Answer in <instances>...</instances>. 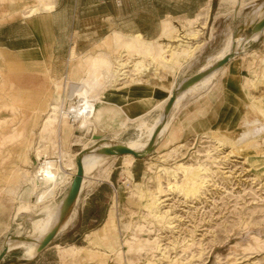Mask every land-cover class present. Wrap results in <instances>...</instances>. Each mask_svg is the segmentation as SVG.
Masks as SVG:
<instances>
[{"label":"rangeland","instance_id":"rangeland-1","mask_svg":"<svg viewBox=\"0 0 264 264\" xmlns=\"http://www.w3.org/2000/svg\"><path fill=\"white\" fill-rule=\"evenodd\" d=\"M57 3L0 0V24L18 20L28 24L6 29L5 40L17 34L20 41L4 42L29 48L11 52L0 47L1 255L10 238L36 240L30 236L34 221L43 217V205H34L23 192L31 185L32 168L39 163L37 155L47 153L48 159L60 165V153H66L72 162L87 143L94 148L100 142L97 139L113 138L106 135L110 129L101 127L100 121L98 129L105 135L96 133L93 114V132L86 135L78 129L79 124L66 118L70 105L80 101L76 95L69 98L71 85H81L90 71L102 74L105 84L100 94L106 96L115 88L119 73L118 77L127 78L124 88L130 94L146 87L154 99L163 90L158 86L162 79L168 86L178 71L185 72V62L196 54L186 58L190 50L186 47L193 45L188 42L201 37L194 28L208 19L205 6L193 16L206 0H63L56 24L65 43L62 39L53 54L50 17ZM253 10L249 4L222 17L218 24L239 27ZM182 13L191 19L175 21L185 22L190 29L180 31L178 23L165 15ZM143 32L157 36L158 41L147 44ZM260 38L250 47L259 51L252 57L250 75L238 69L233 80L216 86L186 112L176 135L173 130L167 141V136L156 141L150 155L137 159L140 176L131 178L125 167L120 168L121 161H107L92 176L94 180H87L83 193L92 197L84 207L76 204L71 211H75V220L60 233L65 235L78 224L77 236L68 235L56 243L65 248H53L35 261H25L23 250H10L0 264H264V151L257 158L250 148L264 143V35ZM245 76L249 77L246 94L241 88ZM138 108L143 111L142 103L135 99L128 113L137 115L134 111ZM161 115L164 112L158 109L143 120L153 124ZM245 115L246 121L240 123ZM141 121L122 130V146L137 138ZM248 134L256 139L249 141ZM111 170L115 185H121L117 194L114 188L96 183L106 180ZM65 172L67 177L55 191V205L63 203L75 178L72 168ZM186 175L195 177L194 187ZM79 207L85 218L95 215L97 221L80 220ZM110 209L111 220L105 225L109 231L101 234L106 237L104 243L82 241L83 234L103 227ZM76 240L77 247L72 246Z\"/></svg>","mask_w":264,"mask_h":264},{"label":"crops","instance_id":"crops-1","mask_svg":"<svg viewBox=\"0 0 264 264\" xmlns=\"http://www.w3.org/2000/svg\"><path fill=\"white\" fill-rule=\"evenodd\" d=\"M57 1H58L57 6H55V10L51 13V17H50L51 18V25H50V27H51V38H50L49 42L51 44L52 43L54 44L53 54H55L58 51V46L60 45V43L62 42V39H63L62 35H60V32L58 31V26L56 24V16L59 15L60 9L63 7L64 3H63V0H57ZM243 1L244 0H206L205 5L199 7L198 10L194 13L193 16L195 17L199 12H202L205 7H206V10L208 13V19L206 20V22L203 21L201 24L197 25L194 28V30H195L194 32H196V31L200 32L201 37H198L196 39V41L193 43H191V41H189L188 44H190V45L193 44V45L186 47L189 49L190 48H196L197 45L199 44L200 49L198 48V50H196V52L191 53L186 57V58L193 57V55L196 53L192 59H189V60H187V62H185V63H188L185 65V67L183 66L186 69V70L184 69L185 72H183V73H180V71L177 72L175 81H173L175 84L178 85L182 81H184L185 79L187 80L188 78H191V77L199 74L201 72L202 66L207 62V60H209V58H216L218 56V54H220L223 51L224 46H225L226 41H227V38L229 37L230 34H233L235 36V37L234 36L233 37L236 40L237 50L240 52V55L231 59L227 64H225L223 67L218 69L216 71V73L214 72L211 75V76H213V80H212L213 82L208 87L201 88L202 83L204 82V81H201L199 84H197V86L195 85L196 87L194 86V87L190 88L186 92L185 96L183 94L184 98L181 100L180 104L177 102L176 105H173L174 108L172 107L173 110L172 109L170 110V112L172 111V113H171L170 118L168 120V123H170V126H169L170 128H169V131L163 136V137L167 136L166 141L168 139V136L170 135V133H172L173 130H174L173 133L175 132V135H176L177 131L180 129V127H179L180 120L185 115V113L188 112L190 109L194 108V106H197L199 103L204 101L207 98V95L216 86H219V87L224 86V83H223L224 81L233 80V78L235 77L234 75L238 69H244L245 71H248L249 75H250V71H251L252 65H253L252 57L254 54L259 53V51L257 49H250V47H251V45L258 42L260 36H261L260 39H262V37L264 35V28L258 32H253L252 28L248 27L252 23V22L251 23L249 22V16L251 13H254V12L257 14V17H259L261 14H263L264 13V1L258 3L259 0H257V1L249 0L247 3H242ZM249 4L253 5L254 10L249 14V16L247 18H245V19L243 18V21L239 27H234L233 29L231 27H223L222 28L221 27L222 24L221 23L218 24V20L222 19V17L224 19V17H227L229 15H233L236 11L240 12V11H242L243 8L245 9V7ZM226 8H229L230 10H226ZM168 16H171L174 19V22H176V23H178L177 21H175V19H177V18H180L181 20H183L182 19L183 17L191 19V18H189V16L186 13H182L180 15L167 14V15H165V18H167ZM234 16L236 17L235 19H239V18H237L238 17L237 14ZM163 19H160L159 22L161 23V21ZM19 23L21 25H24V23L26 24L27 22H23V20H18V21H14V22L5 23V24H0V47H5V48L9 49L11 52H23V51H26L29 49V48H24V47L23 48L11 47V44H7V43H11L12 41H14V42L18 41L19 42L20 40L18 39L17 34H15L14 36H10L7 40L4 39L5 35H3V32H5V30L8 28H12V27L18 25ZM185 24H186L185 22H183V24L178 23L177 28L180 31H183L182 30L183 27L186 28L187 30L190 29L188 27H185L186 26ZM26 25L28 26V24H26ZM69 28H70V26H69ZM160 32H161V25H160L159 31L157 33V36L160 34ZM141 34H143L148 39L147 44H149V45H152V43L156 42V40L158 41V39H156L157 36L156 37L155 36L154 37H148L145 32H143ZM217 34H218V36H216ZM203 37L205 40H203ZM63 40L65 43V39H63ZM4 41L7 43H5ZM163 41H165V40H163ZM228 54H229V52L226 54V56ZM217 62H218V60L217 61L214 60L213 64H216ZM183 67L180 69L182 70ZM187 71L189 73L186 75ZM118 75H119V73L116 75L115 85L113 86L115 88L112 89L110 92H108L106 94V96H102L103 95L102 93L100 94V96H98L99 98H97V101L95 103L96 106H94L93 117L95 120V131L100 133V134H103V136L105 135V133L103 131H100L98 129L97 121H100L101 127L105 128V129H108V128L110 129V132L107 133L106 135L111 134L113 136V138H111L109 140L114 141V142L117 140V141H119V143H117V144H120L121 143L120 139L122 136L121 132H122V130L127 129L130 124L137 123L141 119L143 120L150 113H153V112L157 111L158 109H162V111L164 112V110L168 104L166 101V97L168 95V87L171 85L172 82L169 83L168 86H166V88H163V90L158 94V96L153 99V97H151V95L149 94L146 87L145 88H138L143 92H134L133 91V93L130 94V92L124 88V85L126 84V82H128V80L126 82H119L118 81ZM248 78L249 77L245 76V77H243V79L241 81V88L245 92V94L247 93L246 79H248ZM243 82H245V83H243ZM91 88L92 87L88 88V86H85L84 90L89 92L91 90ZM96 89H97V87H95V90ZM102 90L100 92H102ZM135 99L139 100L143 106V111H141L140 108H138L136 111H134V112L139 113L137 115L134 113H128L129 112L128 109H130L132 104L135 103ZM161 101L163 102L161 105V108H155L154 109L153 108L154 105L160 103ZM177 108H180V109H178L179 111L177 110ZM131 111L133 112V110H131ZM139 111H141V112H139ZM131 116H135V117H131ZM246 119H247V115H245V116H243V118L239 119V122L240 123L244 122V120L246 121ZM121 124L122 125L125 124L126 128L122 127ZM96 136H98V134L95 135V138H96ZM161 138L162 137L159 136L157 141H159ZM172 138H174V136ZM98 140L99 139H97L96 141H98ZM106 140H108V139H106ZM129 142H127L126 147H128L127 145ZM157 144H158V142H157ZM120 145H125V144L122 143ZM156 151H157V148H156ZM131 157L132 156H125V155L120 156V157H108L107 161H109V162L110 161L111 162L121 161L122 167H120V168L124 169V167H125V170H126L125 172L127 174L131 175V178H134L136 176H140L142 174L141 173L142 171L137 170V167L135 166V165H137V163H138L137 161H139V160H136L135 158H131ZM106 164H107V162H106ZM113 175H114L113 170H111L110 175L106 180H97L96 183H97L98 187L109 186L110 188H114L115 192L117 194L118 193L117 187H121V185L118 184V182H117V186L115 185ZM122 185H124V184H122ZM83 189L84 188H82V191H81L80 196L78 198V202L81 203L82 207H84L87 204V201L89 200V198L92 197V194L84 195ZM68 191H69V189H68ZM68 191H67V193H68ZM67 193H66V195H67ZM66 195H65V197H66ZM115 197L117 198V196H115ZM82 207H79V209L81 210V214L79 213L80 220L84 221L85 219H89L90 222L97 221V217L95 215L91 216L89 218H85L83 215V212H82L83 211ZM111 216H112V213H111V209H110L108 216H107L106 220L104 221L105 223H104L103 227L96 229L94 231H89L88 233L83 234L80 239H82V241H84L85 243H88V241H93V240H94V242H97L99 245L104 243L103 240L106 237H102L101 234L109 231L108 229L105 230V225L109 222V220H111ZM74 220H75V218L72 219L71 224L73 223ZM71 224H69V226ZM69 226H67V228H63L64 227V225H63L62 229L56 235V237L53 239V241L50 243V245L45 250L38 252L35 257L29 258L28 256H26V253L24 250L25 261L40 260L41 257L46 255V253H48V251H50L53 248H58V249L65 248V247H62L60 245H56V243L59 240H61L63 237H68V235H69V237L72 236V238L73 237L75 238L77 236V234H75L74 232H75L76 227H78V224L75 225L74 228H72L69 232H67V234H65V235L60 234L61 232L66 231L69 228ZM77 242L78 241L76 240L72 246L77 247V244H78ZM5 248H6L5 246H2V251L5 250ZM20 250H23V249H20ZM112 250L113 249L111 247V249L109 251H112ZM103 251H105V250H103ZM22 264H26V263H22Z\"/></svg>","mask_w":264,"mask_h":264},{"label":"bare ground","instance_id":"bare-ground-1","mask_svg":"<svg viewBox=\"0 0 264 264\" xmlns=\"http://www.w3.org/2000/svg\"><path fill=\"white\" fill-rule=\"evenodd\" d=\"M251 15L252 14H250V16ZM249 22L250 23L252 22L251 24L249 23L250 25L248 27L252 28L253 32L260 31L261 29L264 28V25H263L264 13L261 14L259 17H257V14L254 12L253 17L251 18V21ZM233 36L234 35L232 34L230 35V39L227 45L224 46L223 51L221 50L222 52L218 54V56L213 60H216V61L218 60V62L223 60L226 57V54L228 52H229L228 55L235 53L236 54L235 57L240 55V52L237 50L236 40L234 39L235 36L234 37ZM196 49L197 48H190L188 53L189 54L194 53L196 52ZM210 59L207 60V62L202 66L201 72H206L208 69H210L211 67L215 65L213 64L214 62H212ZM94 66L95 64L93 65V67ZM100 68L102 71L105 70V68L101 66V64H100ZM96 71H99V70L96 69ZM216 71L214 72L216 73ZM213 73H211L210 75H208L206 78L202 80L204 82L202 83L201 88H206L213 82L212 81L213 76H211ZM101 75L97 76L95 73L90 71L88 72L86 76V80L81 85H75V86L71 85L73 87L71 89V94L69 98H72L76 95V96H79L80 101L78 102V104L70 105L69 110L66 113V118L71 119L73 121V124H79L78 129L81 131V133L86 132L85 134H89L93 132V125H92L93 110L92 108H93L94 102L97 100L98 96L100 95V91L103 89L104 84H105L104 77ZM120 77H118L119 82H124L127 80V78L125 79V78H120ZM186 81L187 80L185 79L178 85L175 84L174 82L171 83V85L168 87V95L166 97V101L168 104L172 100V98H174L175 95H176V102L174 105H176L177 102L180 104L181 100L183 99L184 92L188 91L190 88L194 87L195 85L197 86V84L201 82L200 81L199 83L193 85L190 88L181 89L180 87H182L183 83ZM166 84L167 83L162 79L158 83V86L160 89H162V88H166ZM88 85H90L91 87L93 86L90 91H94V93H92L91 95H89V93L84 90V87ZM95 87H97L96 90H95ZM162 103L163 102L161 101L160 103L154 105L153 108L154 109L161 108ZM178 109L180 108H177V110ZM165 111H166V108L164 110V115H161L158 119H156L153 124H149L146 120L141 119L142 121L140 122L139 125H137L139 134L137 138H135L134 140L128 143L127 148H130L138 153L144 154V156L150 155L151 153L148 150V146L150 142L152 141V139L154 138V136L156 135V133L159 132L156 138V141H157L159 136L163 137L169 131L170 123H168V120L170 118L172 111L169 112L167 116L165 114ZM122 127H125V124H123ZM95 135L96 134L94 133L92 136H95ZM248 135L251 136L250 134ZM248 139L250 141L251 139H256V137L251 136ZM118 145L120 144H117L116 142L110 141V140H102L99 143H97L96 146H94V148H90L89 145L87 144L85 148L82 150L83 153H78L75 156L76 160L75 161L72 160V162L68 161L67 159L68 155H66V153L65 154L60 153V162H58L60 165H58L57 162L52 161L51 159H48L49 155L47 153L38 154L36 161H38L39 163L37 165H34V167L32 168V174L30 178L31 185L26 186V189L23 192V195H25L28 199H32V203L34 205H43L41 209V214L43 215V217L37 220L34 219L35 221L33 223L32 234L30 236V237L36 238V240L32 242V241H26V240H20V239L12 240V238H10L7 241V246L5 250L7 249L8 252H10V250L14 251V250L23 249V251L25 250L26 256L30 258L31 256L39 252L40 244H42V242L49 236V234H51V232L54 229L57 228L58 233H59L63 225H64L63 228H67V226L71 224L73 215L75 214L74 213L75 211H73L72 213L70 212L64 218V221L60 223L63 205H64V202H65V199L68 193L66 197L64 198L62 204L55 205L52 202L55 197V191L57 187H59L64 182L65 178L67 177L65 170L67 168H72L74 170V173L72 175L76 176L78 173L77 160L78 158H81L82 166L84 169V180L82 183V188H84L85 184L87 183V180L89 178H92V176L94 177V174L106 164L107 158L109 156L104 154L103 150L106 148H111V147L118 146ZM250 148L254 150L253 156L260 158L261 157L260 152L264 151V143L263 145L251 144ZM125 156H132V155H125ZM131 158H134V156H132ZM194 178L195 177L192 178L191 175H186L185 179L186 181L190 182L191 187H194V183H195ZM74 179L72 180V184H73ZM92 179L94 180V178ZM76 204L74 205V207L76 206Z\"/></svg>","mask_w":264,"mask_h":264},{"label":"water","instance_id":"water-1","mask_svg":"<svg viewBox=\"0 0 264 264\" xmlns=\"http://www.w3.org/2000/svg\"><path fill=\"white\" fill-rule=\"evenodd\" d=\"M263 25H264V23H263ZM235 55H236L235 53L230 54V55L226 56L223 60L216 63L213 67L208 69L206 72H200L199 74H197L191 78H188L187 81L184 82L182 87H180V88L181 89L182 88L187 89V88H190L193 85L199 83L204 78H206L208 75H210L214 71L220 69L225 64H227L232 58L235 57ZM175 102H176V95L174 96V98H172V100L169 102V104L166 107V111H165L166 116L169 114V112L172 109ZM158 133H156V135L154 136V138L152 139V141L150 142V144L148 146V150L150 151V153L155 148V142H156V138H157ZM101 140H102V138L99 139L98 141H101ZM103 152H104V154L108 155L109 157H120V156H124V155H132V156H134V158L136 160L146 157V156H144V154L138 153V152H136L130 148H127L126 146H122V145L114 146L111 148H106L103 150ZM81 153H83V152H81ZM77 165H78V173L75 176L73 184H72V186L68 192V195L65 199L63 209H62V213H61L60 223L63 222L64 218L72 211V209L74 208V205L76 204V202L80 196V193H81L82 183L84 180V169L82 166L81 158H78ZM57 234H58V229L56 228L51 232V234H49V236L42 242V244H40L39 251L41 252L44 249H46L50 245V243L53 241V239L56 237ZM7 253H8V250L7 249L4 250L3 254L0 256V262L4 258V255H6Z\"/></svg>","mask_w":264,"mask_h":264}]
</instances>
